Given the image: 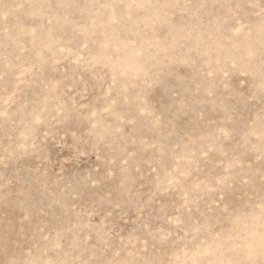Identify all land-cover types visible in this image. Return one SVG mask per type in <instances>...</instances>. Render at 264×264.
<instances>
[{
	"label": "rangeland",
	"instance_id": "1",
	"mask_svg": "<svg viewBox=\"0 0 264 264\" xmlns=\"http://www.w3.org/2000/svg\"><path fill=\"white\" fill-rule=\"evenodd\" d=\"M0 264H264V0H0Z\"/></svg>",
	"mask_w": 264,
	"mask_h": 264
}]
</instances>
